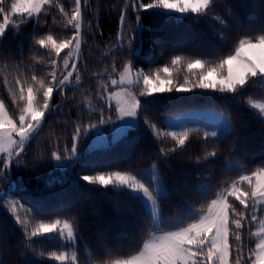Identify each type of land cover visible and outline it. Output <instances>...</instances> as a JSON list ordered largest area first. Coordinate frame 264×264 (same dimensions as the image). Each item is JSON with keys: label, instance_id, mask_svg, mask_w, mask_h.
<instances>
[{"label": "trees", "instance_id": "1", "mask_svg": "<svg viewBox=\"0 0 264 264\" xmlns=\"http://www.w3.org/2000/svg\"><path fill=\"white\" fill-rule=\"evenodd\" d=\"M225 8L228 24L217 29L205 16L196 17L189 13L186 17L168 18L156 11L140 12L143 25L142 36L137 51L129 55L127 50L116 48L117 35L121 25L119 16L126 14L125 29L128 35H134L137 13L131 8L125 9V0H88L84 11V27L91 24V31L84 33L86 44L82 45V56L78 68L81 72L80 85L65 89V95L55 92L52 104L55 111L48 114L45 125L23 154V163L19 168L13 164L10 172L5 173L10 179H0V193L8 192L0 199V264H58L49 258L52 251H63L61 240L34 238L32 247H25L22 241L24 233L9 210V202L18 205V214L24 217L28 209L35 217L31 225L43 220L71 219L75 217L77 234L96 264L107 259L100 255L106 249L129 250L138 247L149 230L143 205L123 189L111 186L88 185L82 181V175H94L97 172L127 171L138 177L153 164L158 168L163 187L168 193L167 199L159 201L163 218L186 219L189 208H198L204 203L200 194L201 186L216 187L225 181L236 179L240 173L229 171L225 160L232 159L245 166L248 173L257 168H264V122L258 114L247 107L250 99L264 100L263 81L253 78L237 93H220L213 90L193 89L190 92L158 93L152 96H139L141 108L138 123L118 144L110 148L89 151L87 146L92 141V133L84 134L78 144L81 157L71 168L57 167L51 153L62 151L64 146H71V136L76 122L85 126L96 124L99 114H89L85 97L93 108H104L105 118L111 116L117 121L116 105L97 98L100 81L107 77L93 75L107 68L111 71L113 62L117 65L118 78L120 66L131 60L135 68L150 73L156 68L170 64V60L180 55L185 58L182 66L171 68L173 83L182 82L187 73L186 61L202 59L217 61L231 54L238 39L256 34L264 27V0H218ZM12 0H9L11 3ZM66 11L74 7V0H60ZM144 3L150 0H143ZM55 16V21L52 17ZM47 21V23H45ZM64 18L58 9H51L48 16L41 15L39 21L29 20L19 30L9 29L0 38V98H4L9 110L14 111L8 99L7 88L3 84L4 74L11 71L12 65H20L27 74L35 71L44 76L51 70L47 62L46 51L35 44V40L52 34L57 40L71 35L72 29L64 27ZM222 26V25H220ZM216 31V29H215ZM19 43H22L19 46ZM67 49L61 52L58 63L65 56ZM40 57H45L37 63ZM5 65L8 67L5 68ZM31 66V67H28ZM198 73V69L194 70ZM19 74V73H16ZM195 79V76H191ZM11 80V76H9ZM142 86V85H141ZM187 87V86H186ZM115 90L109 87V91ZM213 109L220 115H226L234 122V128L226 135H219L214 141L203 139V130H213ZM187 113L193 122L205 125L199 133L193 131L182 149L160 154V149L167 151L174 146L169 137L158 138L153 130L144 123L147 119L161 131H171L178 119ZM216 121V120H215ZM215 150L217 156L209 161L202 157L208 151ZM201 158L198 162L197 158ZM13 182L16 190L11 191ZM23 205V207H19ZM35 206V207H34ZM237 206L238 205L237 202ZM255 225L251 231H254ZM144 229L142 232L141 230ZM245 247H253L250 230H241ZM233 246L236 241L231 240ZM43 251L44 255L39 253ZM80 264H86L81 254Z\"/></svg>", "mask_w": 264, "mask_h": 264}, {"label": "snow or ice", "instance_id": "2", "mask_svg": "<svg viewBox=\"0 0 264 264\" xmlns=\"http://www.w3.org/2000/svg\"><path fill=\"white\" fill-rule=\"evenodd\" d=\"M83 2L88 4V0ZM214 4L215 0H150L148 3L143 0H125V9L131 8L137 13V24L133 30L135 34H127L126 14L122 10L119 16L121 29L115 47L127 50L129 55L137 51L143 32L140 12L156 11L168 18L179 14L175 17L177 19L186 17L189 13L200 17L212 13ZM53 8L58 9L63 16L64 27L73 31L65 39L57 40L49 33L35 40L36 45L47 50L45 55L51 70L44 76L37 75L35 71L27 74L21 70V65L24 64V61H21L20 65H12L11 71L4 74L3 84L7 88L8 99L14 111H10L6 100L0 98V179H10L5 173L10 172L13 164H16L17 168L21 166L27 144L38 135L46 114L58 107L51 103L53 93L58 92L64 96L65 89L73 87V77L75 85H80L82 76L77 64L81 60L82 44H86L84 33L91 31V24L87 27L83 25L84 11L81 0H74V7L70 12L65 10L60 0H12L11 3L9 0H0V38H3L10 28L18 31L20 26L29 20L38 22L42 14L48 16ZM213 18L221 25L225 23L214 14ZM52 19L55 21L54 15ZM66 49L65 56L58 63L61 52ZM44 58L40 57L37 63ZM184 61V57L176 55L170 60V64L145 73L143 70H134V65L129 60L120 66L118 78H113V74L117 73V65L113 62L111 71L105 68L101 73H93L107 77L106 82L100 81L97 98L107 102L115 100L118 121H124L126 118L135 121L141 108L138 95L190 92L197 88L220 93H237L253 78L264 81V27L257 29L254 35L239 38L231 54L217 61L187 60V73L182 82L177 80L173 83L171 68L182 66ZM7 67L5 65V68ZM197 69L198 73L194 71ZM191 76L196 78L191 79ZM133 86H136L135 91ZM109 87L118 90L109 91ZM84 99L89 114L98 112L99 120L96 124L89 123L87 126L76 122L71 146L65 145L62 151L55 150L51 153L57 164L79 158L78 143L89 129L113 122L111 116L105 118L103 107L93 108L91 100L88 97ZM248 104L257 110L259 118L264 122V101L249 100ZM108 106L111 107V104ZM144 123L158 138L169 137L174 141V146L167 151L160 149L162 156L182 149L193 131H201L187 128L179 132L161 131L147 119ZM202 135L206 142L214 141L218 132L203 130ZM216 156L215 150L208 151L202 159L209 161ZM200 159L197 158L198 162ZM66 166L71 165L69 163ZM225 167L240 174L236 179L225 181L219 190L202 185L200 194L204 203L198 208H189L185 212L187 218L179 220L174 217L169 220L163 218L159 201L167 199L168 193L163 188V181L155 164L145 169L139 177L131 172L119 170L82 175L80 179L88 185L126 190L133 199L143 205L148 217L145 228L149 230L138 247L119 249L116 252L106 249L100 255L108 258L100 261V264H264V168H257L248 173L245 166L232 159L225 160ZM5 195L7 193H0V199ZM9 206L16 223L24 233L22 243L25 247H32L34 238L51 236L63 241L64 247L72 245L76 240L75 217L56 218L51 222L40 220L32 226L31 221L35 219L31 215L32 209H28V213L21 217L17 204L9 202ZM253 225L257 227L251 231ZM243 229H249L250 237L254 240V246L247 248V251L241 235ZM232 239L236 241L235 246L231 243ZM32 250L36 251L34 247ZM39 254L43 256L44 252ZM48 256L58 264H79L75 250L52 251ZM92 256V253H86V264H96Z\"/></svg>", "mask_w": 264, "mask_h": 264}, {"label": "rangeland", "instance_id": "3", "mask_svg": "<svg viewBox=\"0 0 264 264\" xmlns=\"http://www.w3.org/2000/svg\"><path fill=\"white\" fill-rule=\"evenodd\" d=\"M213 14L215 16L222 18L225 23L222 26H220L221 25L220 22L213 18ZM176 15L178 16L179 14H176ZM206 17L208 19H210V22L214 25V27L212 28L214 31V34L218 33V31H217L218 27L222 28L223 26H226L228 24V21H229L227 19V13L225 12L224 5L218 0H215L213 12L210 13L209 15H207ZM204 20H205V16H204ZM0 22H2V16H0ZM215 29H216V31H215ZM21 45H22V43H19V46H21ZM134 70H140V69L134 67ZM263 86H264V81H263ZM116 90H118V89H115L113 91H116ZM133 90L134 91L136 90V86H133ZM137 95H138V93H137ZM138 98H139V95H138ZM250 100H253L256 102L264 101V100H255V99H250ZM109 103L116 105L115 100L110 101ZM247 107L252 109L253 111H255L257 113V110L253 107H250L248 102H247ZM210 111L213 112L212 114H215L216 116L220 117L219 119H215L214 116L212 118V121L214 124V127L212 129L216 130L219 135H226L230 131L233 130V128L235 126L234 122L232 120L228 119V117L226 115H220L217 112H215L213 109H210ZM138 116H139V113H138ZM138 116H137L135 121L131 120L130 118H126L124 121H118L117 120V121H113L112 123L98 125L96 128L89 129V131L85 134L89 135L90 133H92V141L87 146V149L89 151H93V150H97V149L110 148V147H113L114 145L118 144L124 137H126L129 134V132L133 128H135L137 126ZM192 127H194V128H206L205 125H200V124L193 122L191 117L187 113H185L184 115H182L178 119V121L175 123V125L173 126V128L171 130L179 132L185 128L191 129ZM78 154H79V158H80L81 157L80 151H78ZM78 159L74 158L70 162L64 161L62 164H57V162H55V164L57 167L71 168L76 164ZM69 163L71 166H66ZM165 191H166V189H165ZM262 215H264V214H262ZM256 227L257 226L255 225L254 230ZM252 241H253V246H254L253 238H252ZM61 242L63 243V241H61ZM73 250H75L77 252L78 260H79V264H80L81 254H83L85 256L86 253H88V252H87L84 244L80 240L77 232H76V240L72 243V245L63 248V251L71 252Z\"/></svg>", "mask_w": 264, "mask_h": 264}, {"label": "water", "instance_id": "4", "mask_svg": "<svg viewBox=\"0 0 264 264\" xmlns=\"http://www.w3.org/2000/svg\"><path fill=\"white\" fill-rule=\"evenodd\" d=\"M81 7H82V0H81ZM82 45H83V44H82ZM81 52H82V48H81ZM79 62H80V61H79ZM79 62H78V64H77V66L79 65ZM54 94H55V92L53 93V96H54ZM51 103H52V101H51ZM48 114H49V113H47L46 116H45V120H44V122H43V124H42L41 129H42L43 126L45 125L46 118H47ZM40 131H41V130H40ZM40 131H39V133H40ZM39 133H38V134H39ZM36 137H37V136H36ZM36 137H35V138H36ZM35 138H34V139H35ZM34 139L31 140L30 143L27 144L26 149H27L28 146L34 141ZM25 151H26V150H25ZM15 190H16V185H15V183L13 182V187H12L11 191H15ZM4 193H8V192H4ZM3 197H5V196H3Z\"/></svg>", "mask_w": 264, "mask_h": 264}]
</instances>
